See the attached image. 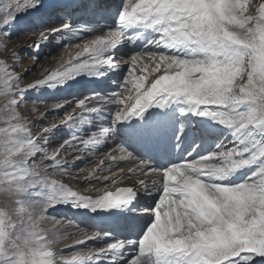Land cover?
Returning a JSON list of instances; mask_svg holds the SVG:
<instances>
[{
  "label": "snow or ice",
  "instance_id": "snow-or-ice-1",
  "mask_svg": "<svg viewBox=\"0 0 264 264\" xmlns=\"http://www.w3.org/2000/svg\"><path fill=\"white\" fill-rule=\"evenodd\" d=\"M14 31L37 63L53 42L78 51L27 85L21 53L0 57V264H264V0H3V53ZM81 76L96 87L53 102L59 123L22 111ZM68 207L123 222L82 226Z\"/></svg>",
  "mask_w": 264,
  "mask_h": 264
},
{
  "label": "rangeland",
  "instance_id": "rangeland-1",
  "mask_svg": "<svg viewBox=\"0 0 264 264\" xmlns=\"http://www.w3.org/2000/svg\"><path fill=\"white\" fill-rule=\"evenodd\" d=\"M2 2H3V0H0V3H2ZM31 39H32V37L29 34H26L22 31H14L12 34V42L10 45H8L9 52L3 53L2 51H0V57H4L7 55H10L11 50L14 49L15 51L21 53V57L23 60L24 67H26L25 69H28L30 67L33 68V71L31 73H25V76H26V78L24 80L25 85H27L30 82H33L37 78H42L41 74L45 70H48L49 72L55 70L60 65L62 60H67L69 58L70 54H75V52L78 51V49H76L74 47H69V48L65 49L64 47H62V44L57 45V44H55V42H53L49 46H42V53L40 55V60L37 63L36 61L30 59L28 56V54H31V49H29L28 47L26 48V50H27L26 55L23 53V51H22L23 49H21L23 45H28L31 42ZM29 64H30V66H29ZM24 67L20 69V71L22 73H24V70H25ZM67 96L68 95H67V93L64 92L63 88L62 89H56V90H50L47 88H42L39 91H33L30 93V95L28 97L27 104L22 109V111L25 113L26 116H29L33 122H36L38 124H42L43 126H48L53 121H55L57 123L64 116L63 111H61L59 114H56L55 116L54 115L51 116L52 113H50L49 110H51L52 103L58 101L61 98L67 97ZM68 98H70V97H68ZM77 98H79V95H77ZM41 101H43V102H41ZM34 107L37 108L38 111L33 112L32 109ZM69 111H71V109H69ZM44 113H48V117L46 120L41 121L40 117ZM56 136L57 135L54 136L52 141H54ZM63 139H68V138L63 137L60 139V141L53 143L52 144L53 150L55 149L56 145H58L59 143L62 142ZM74 155L75 154H73V151H70L67 153L66 158H68V160H70L74 157ZM96 164H97V162L96 163L87 162V165L84 166L85 171H83L82 175L87 176L89 171H91V169H93V167ZM56 178L61 180L62 183H65V184L73 187L75 190H79L83 194H89V192L86 190L88 187L82 185L76 179L69 180L67 177H60V176H57ZM92 185H96V184H92ZM97 185L105 187L104 184H97ZM90 195L95 196L97 194L91 193ZM76 212L77 211H74L73 209L68 207V208H63L62 212L60 214L63 216H66L70 219H73V220L77 221L78 223H81V222H79V220L74 218V215H75L74 213H76ZM64 223H65V226H67V220H65ZM70 231L75 232V229L74 228L70 229ZM75 235L78 237V236L82 235V233L76 232ZM67 243L69 246H72L73 240L70 239V240H68ZM61 247L64 249L66 254L71 253V250H72L71 247H65L64 245H61ZM76 247H83V246H76Z\"/></svg>",
  "mask_w": 264,
  "mask_h": 264
},
{
  "label": "bare ground",
  "instance_id": "bare-ground-1",
  "mask_svg": "<svg viewBox=\"0 0 264 264\" xmlns=\"http://www.w3.org/2000/svg\"><path fill=\"white\" fill-rule=\"evenodd\" d=\"M77 19L79 20V14L77 15ZM104 23H105V21H100L101 27H103ZM107 23H112V22L111 21H107ZM27 47H28V45H23L22 48H21V49H23L22 51H23V53L25 55L27 54V50H26ZM29 66H30V64H29ZM25 68L26 67H24V69ZM77 79L80 81V83H76L74 81H70L69 83H67V84H65L63 86L64 92L67 93V95H68L67 97H70L69 99H71V97H72L71 94H73V93L79 95V93L82 92V91L91 90L92 88L96 87V85L86 83V81H87V77L86 76H81V77H78ZM111 87L114 88L115 84H111ZM49 111H50V113H52L51 110H49ZM53 115L55 116L56 114L52 113L51 116H53ZM63 137H67L68 138V132H67L66 129L63 130V132L58 133L57 136L55 137L54 141H51V144L60 141V139L63 138ZM117 137L119 139H123V133L122 132H118L117 133ZM107 147L108 146L105 145V148H107ZM129 148H130V150H135L137 152V154H139L141 156H145L146 155V156H149L150 158H153V159L156 158L155 148L137 146V145H134V144H130ZM107 150L110 151L111 149L109 148ZM73 154L76 155L77 153L73 151ZM66 159H68V158H66ZM72 159H70L69 161H72ZM100 159H103V151L102 150H98L95 157L88 156L86 153L83 154V158L81 160L74 161L73 167H72V174L73 175H77L78 173H80L81 169H83V171H85L84 166L87 165V162H91V163H96L97 162V164H98V161ZM97 164L93 167V169H91V171H89L88 175L97 167ZM125 171H127V169ZM78 181L82 185L88 187L86 190L89 192V194H91V193H93V194H101V193H98L96 191V189H103L104 188V186H99L97 184L96 185L89 184L87 181H85L83 179H79ZM133 184H135V181H126L124 185H121V187H123V186H131ZM74 214H75L74 218L79 220V222H81L82 226H95V227H99V228H102V229H115L119 223L123 222V217H121V216H114L115 219H111L109 217H103V216L99 217V218H92V217L96 216V214H94V213H87V215H84L83 212H76Z\"/></svg>",
  "mask_w": 264,
  "mask_h": 264
}]
</instances>
